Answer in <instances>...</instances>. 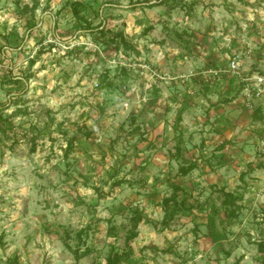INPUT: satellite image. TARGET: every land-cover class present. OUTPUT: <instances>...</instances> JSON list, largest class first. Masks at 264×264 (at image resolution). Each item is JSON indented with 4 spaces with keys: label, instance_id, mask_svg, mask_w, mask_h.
<instances>
[{
    "label": "rangeland",
    "instance_id": "1",
    "mask_svg": "<svg viewBox=\"0 0 264 264\" xmlns=\"http://www.w3.org/2000/svg\"><path fill=\"white\" fill-rule=\"evenodd\" d=\"M247 50L243 73L264 0H0V264H264V107L228 69ZM174 185L194 207L163 226Z\"/></svg>",
    "mask_w": 264,
    "mask_h": 264
},
{
    "label": "trees",
    "instance_id": "2",
    "mask_svg": "<svg viewBox=\"0 0 264 264\" xmlns=\"http://www.w3.org/2000/svg\"><path fill=\"white\" fill-rule=\"evenodd\" d=\"M76 12V9H73ZM33 28V25H30L28 30ZM102 30V29H101ZM105 34L108 33V36L110 38V41L116 42L117 38H119V43L123 44V38L121 37V34H109L110 32H104ZM124 45V44H123ZM16 83L17 81H12ZM1 120V117H0ZM27 134L23 133V136L25 137ZM175 153L179 154L180 148L179 145H175ZM196 167L195 162H189L186 166H180L177 170V175L179 176H185L187 175L191 170H193ZM171 193L168 197L164 198L161 201V208L164 213L163 219L161 221V224L163 226L167 225L168 220H170L174 215L183 213L184 211H189L190 209H193L194 205L189 203L190 194L187 193L181 186L174 185L171 188ZM220 201V207L225 214L226 218H235L237 217V212L239 209V206H237L236 202L240 200L237 196H234L231 193L228 192H220L219 196ZM141 212L135 211L133 215L131 216V222H132V229L128 231V234L124 238V246L127 250L124 251V255H128L130 253V247L129 242L135 237V227L142 221ZM256 250L258 253L264 257V237L260 241L256 243ZM85 255V252H82L81 254L74 253L75 259H78ZM119 255L114 256H108L106 261L108 264H116L120 260ZM12 264H16V262H13ZM44 264V263H41Z\"/></svg>",
    "mask_w": 264,
    "mask_h": 264
},
{
    "label": "built area",
    "instance_id": "3",
    "mask_svg": "<svg viewBox=\"0 0 264 264\" xmlns=\"http://www.w3.org/2000/svg\"><path fill=\"white\" fill-rule=\"evenodd\" d=\"M239 54L229 62L228 69L237 78L239 84L237 94L246 107L253 111L260 106L264 107V55L259 59L255 58L252 62L254 67L249 73H243L238 58L250 55V52L247 50Z\"/></svg>",
    "mask_w": 264,
    "mask_h": 264
}]
</instances>
